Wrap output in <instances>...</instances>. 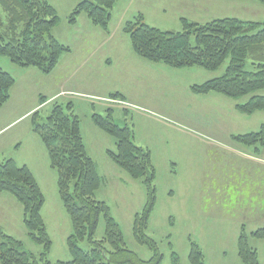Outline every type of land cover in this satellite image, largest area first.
<instances>
[{
	"label": "rangeland",
	"instance_id": "374dc122",
	"mask_svg": "<svg viewBox=\"0 0 264 264\" xmlns=\"http://www.w3.org/2000/svg\"><path fill=\"white\" fill-rule=\"evenodd\" d=\"M47 1L59 15L53 35L70 52L60 55L49 74L34 67L21 68L0 55V67L16 79L15 98L0 107V126L33 106L37 108L32 114L38 112L40 120H45L54 102L71 103L80 118L86 151L103 177L95 197L107 203L128 248L147 260L152 253L135 241L131 231L133 216L146 199L145 185L109 159L106 151L114 150L115 139L92 121L93 113L105 115L111 108L114 122L129 126L135 144L151 152L156 200L147 234L164 254L160 264H172V251L178 255L177 264H189V240L200 246L206 264H241L236 250L241 225L249 245L258 250V261L264 264V239L250 236L253 230L264 228V147H248L231 137L258 130L264 123V110L244 114L234 107L247 97L232 99L190 90L191 85L220 76L225 64L208 71L200 66L173 68L150 62L135 54L123 31L126 21L139 12L150 26L172 31L181 29L180 17L201 23L221 17L261 22L264 4L252 0H121L112 10L106 32L85 13L74 24L68 23L79 0ZM0 16L6 17L1 7ZM117 92L123 97L112 98ZM31 115H24L0 136V162L13 157L30 166L45 200L41 211L52 242L49 258L67 261L71 258L66 244L71 222L45 146L31 129ZM13 140L20 142L15 149ZM23 213L20 203L0 192V228L22 241L24 250L37 255L41 247L29 239ZM99 221L98 240L104 235V220ZM80 245L89 247L86 242Z\"/></svg>",
	"mask_w": 264,
	"mask_h": 264
},
{
	"label": "trees",
	"instance_id": "16d2710c",
	"mask_svg": "<svg viewBox=\"0 0 264 264\" xmlns=\"http://www.w3.org/2000/svg\"><path fill=\"white\" fill-rule=\"evenodd\" d=\"M121 0H79L70 12L68 23L74 24L81 13L89 21L108 31L112 10ZM264 4V0H252ZM6 17L0 16V55L21 68L34 67L49 74L57 66L60 55L70 52L56 36L59 15L47 0H0ZM180 30H161L150 26L139 12L128 19L123 31L129 35L133 51L150 62L166 63L173 68L200 66L208 71L223 64V73L200 84L190 86L197 94L219 93L236 99L234 109L252 114L264 110V21L242 20L236 17L212 18L208 22L179 18ZM249 59V66L246 60ZM15 77L0 67V107L11 98ZM123 97L120 92L112 98ZM43 98V97H41ZM39 113L31 115V129L39 136L48 153L49 165L56 172V187L71 222V234L66 244L70 254L67 261L52 262L49 258L52 242L42 217L44 196L31 168L8 157L0 162V192L9 193L20 203L23 224L29 239L41 247L35 255L22 247V241L0 228V264H160L163 253L147 228L156 200L155 169L148 148L135 144L133 131L127 125L114 122L112 109L105 115L93 113L92 121L115 139L114 150L107 156L131 178L141 179L145 185L146 199L142 209L133 216L132 229L136 242L152 253L147 260L130 250L124 242L123 231L103 200L95 197L103 177L86 151L81 135L80 118L73 113L71 103L61 106L54 102L45 120ZM236 143L264 147V123L258 130L231 135ZM258 149V147H256ZM104 220V235L96 239L100 219ZM251 237L264 239V228L250 233ZM245 227L237 236V255L241 264H260L258 250L248 243ZM190 241L189 264L204 263L200 246ZM86 242L88 249L80 244ZM172 264L178 255L172 251Z\"/></svg>",
	"mask_w": 264,
	"mask_h": 264
},
{
	"label": "crops",
	"instance_id": "0c3cea01",
	"mask_svg": "<svg viewBox=\"0 0 264 264\" xmlns=\"http://www.w3.org/2000/svg\"><path fill=\"white\" fill-rule=\"evenodd\" d=\"M84 56H87V55H84ZM109 62V61H108ZM16 84V83H15ZM14 84V87L12 88V90H11V94H10V96H11V99H10V101H12V99H14L15 98V96H14V91L16 90L15 88V85ZM53 97H56V95H54ZM8 103V102H7ZM8 105V104H7ZM37 107H35V106H33V107H31V108H29V109H27V110H25L24 112H20V113H18V116H16L15 118H10L8 121H6L5 123H4V125H2V126H0V136L1 135H3V134H5V131H6V128H8L9 126H11L12 124H15L17 121H19L20 120V118H23V116L24 115H31L32 114V111H34L35 109H36ZM16 140H13L12 141V148L13 149H15V148H17L18 147V145H20V142H17ZM10 144V145H11ZM13 158V157H12ZM16 161V160H15ZM21 164H25V163H21ZM26 165V164H25ZM29 168H30V166H29ZM57 260H60V259H57ZM52 262H56L55 260L54 261H52Z\"/></svg>",
	"mask_w": 264,
	"mask_h": 264
}]
</instances>
